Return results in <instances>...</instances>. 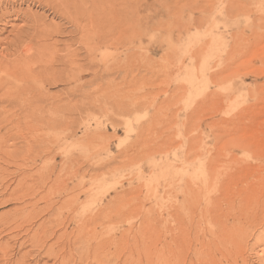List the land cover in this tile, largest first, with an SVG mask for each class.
Masks as SVG:
<instances>
[{"label":"rangeland","instance_id":"rangeland-1","mask_svg":"<svg viewBox=\"0 0 264 264\" xmlns=\"http://www.w3.org/2000/svg\"><path fill=\"white\" fill-rule=\"evenodd\" d=\"M67 1L0 0L11 72L35 36L88 59ZM94 2L81 106L0 116V264H264V0H83L87 31Z\"/></svg>","mask_w":264,"mask_h":264},{"label":"bare ground","instance_id":"bare-ground-1","mask_svg":"<svg viewBox=\"0 0 264 264\" xmlns=\"http://www.w3.org/2000/svg\"><path fill=\"white\" fill-rule=\"evenodd\" d=\"M76 1L77 2L79 1L80 3L75 4L77 6L74 8L73 12H71L69 7L67 6L66 4L68 3L67 1L65 2V4L59 6L58 14L62 17L63 20H66V22L68 21V23L74 26L75 31L73 32V34L74 35L76 34V38L74 42L77 43L78 45H81L82 47L91 48V50L88 49V51H91L92 53L91 52L88 53L89 54L88 59L86 57L85 59H83L79 54L80 53L79 51H81L82 49L79 50L77 48L74 50L64 51L62 52V55H60V51L57 52V49H56V52H50L51 47L47 45V41H46L48 37L44 39L42 38L43 36H40L41 38L39 36H35L34 38L37 37L41 40L33 44L38 46L39 48L43 47V50L37 51L36 53H33L32 55H30L29 53L32 51V49H28V50L26 49L25 54H29L31 56L30 58L29 56H27L29 58V63H28L29 66L26 68V70L39 68V71L37 70L38 72H36L35 74H31V75L27 74L25 77H23L22 74L19 75L16 71L11 72L10 70V66L11 65L13 66L16 63V61L15 62L12 61L13 63L12 62L7 63L4 61L6 64L3 61H0V71H2L3 73V76L0 77V93H1L0 95V116L1 115L5 116L4 118L2 117L3 119L1 121V124L4 123V120L6 121L9 120L10 122L16 120L18 121L16 124L19 126L21 117L23 116V114L26 113V112L23 113L22 111H27L26 117H25L26 119L27 118L35 119L37 117L35 114H41L42 110L43 111L46 110L49 112L53 111L55 109V105L53 102L49 101L47 94L44 93V89L48 84L51 85V87L53 85H56L57 83H62L63 85L64 84L65 85H72V84L77 85L72 95L75 96V98L77 99L76 104L79 105L81 101L85 100L86 98V95H85L86 91H84V85L83 87L80 85V82L83 80L84 75L92 72V73H96L95 74L96 79L100 80L103 78V75L99 72V70L94 69L96 64H95V58L93 57V55H96V53L99 51V47H100L99 45L102 43V41L101 43L94 46V48L90 47L89 45L83 44L84 42L88 40H96V39H99V41L101 40V36H100L101 27L99 26V23H98L99 19L98 17L97 18L95 17L97 16V14L99 16L98 4L96 2L93 3L95 5L91 13V17H90L91 30L87 31L85 29V27H88L87 24H85L84 22L86 26L83 25V21L86 16L85 11H84L85 5L83 4V0H76ZM69 15H73V16H69ZM38 32H41V31H38ZM43 42H46V44ZM86 52L87 51L85 50V53ZM20 54L25 56V54L23 53H20ZM53 54H55V56ZM48 56H53V60L51 61V60L45 59V57L47 58ZM55 64L57 65L56 67L54 66ZM19 65L20 63L15 65L14 68L16 69L19 68ZM5 75L6 77H4ZM12 87L14 88L16 87V89L14 90ZM22 97H24L25 99H23ZM69 105H70V102L68 101V99H65L63 100V102H61V105H59L60 106L59 109L68 108ZM140 107L141 106H139V108ZM9 115H10V119H9ZM36 120H34V122ZM47 124L50 126V124H52V121L48 119ZM74 133H77V132H74ZM33 140L34 139H32V141ZM140 144L142 145V143ZM44 154L46 153L44 152ZM49 154L50 153L47 152V155Z\"/></svg>","mask_w":264,"mask_h":264}]
</instances>
